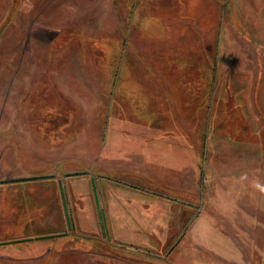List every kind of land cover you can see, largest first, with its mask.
<instances>
[{
  "label": "rangeland",
  "instance_id": "1",
  "mask_svg": "<svg viewBox=\"0 0 264 264\" xmlns=\"http://www.w3.org/2000/svg\"><path fill=\"white\" fill-rule=\"evenodd\" d=\"M238 2L0 0V174L89 170L69 228L56 179L13 188L0 241L31 238L0 264H264V15Z\"/></svg>",
  "mask_w": 264,
  "mask_h": 264
},
{
  "label": "crops",
  "instance_id": "2",
  "mask_svg": "<svg viewBox=\"0 0 264 264\" xmlns=\"http://www.w3.org/2000/svg\"><path fill=\"white\" fill-rule=\"evenodd\" d=\"M238 1H244V0H233V3L235 4L234 6L238 5V4L236 5V2H238ZM198 2H199L197 4L198 6L202 5L203 2H205L203 6L212 5V4L216 6V4L217 5L222 4L221 3L222 0H198ZM249 4L252 7L257 9V11H256L257 16L261 17L262 15H264V0H245V3H243V5H245L246 7H251V6H249ZM249 17H251V16H249ZM252 20H253V18H252ZM253 21L255 23L257 20L255 21V19H254ZM247 32H248V36L252 37V35L249 34V33H251L250 30ZM257 38H258V36H257ZM14 169H16V170L14 171ZM88 171L89 170H87V172ZM8 172H10V173H8L9 176H4L5 174H3V175L0 174V240H4V239L9 238L11 236L10 235L11 232L14 231V229H13L14 225L17 223L23 222V219L17 218V217L21 216V213H18V214H20L18 216L17 212L15 213V211H14L15 199L17 198L16 195H18L19 191H15L13 188H16V187L22 188L24 183H26V181L29 183L32 182V183H36V184L41 183V181H45V179H48L49 181L56 179V181H57V178L55 176L32 177L31 178L28 175L22 174L21 170H19L18 167L11 168V170L10 171L8 170ZM68 172H64L63 177H62L64 186H65L66 195H67V203H68V192H67V188H66L65 177L68 175H73V174H67ZM70 172H73V171H70ZM48 174H55V173L53 172V173H48ZM43 175H45V174H43ZM92 176H94V175H92ZM19 178H23V179H19ZM94 179H95V176H94ZM90 181H91V176H90ZM95 182L97 184V188L100 189V184L104 183V180L100 179V181H99L96 178ZM122 182L124 184H130L129 182H126V181H122ZM118 183H120V182H118ZM100 193L101 192L99 191V196H100ZM20 198H21V195L19 192V198L18 199H20ZM100 203H101V201H100ZM6 204H8V206L5 207L4 205H6ZM101 206H102V203H101ZM125 207H128V206L125 205ZM68 209L70 212V216H72V212H71L69 207H68ZM102 209H103V206H102ZM50 215H53V214L51 213Z\"/></svg>",
  "mask_w": 264,
  "mask_h": 264
},
{
  "label": "water",
  "instance_id": "3",
  "mask_svg": "<svg viewBox=\"0 0 264 264\" xmlns=\"http://www.w3.org/2000/svg\"><path fill=\"white\" fill-rule=\"evenodd\" d=\"M83 172H87V170H79V171H73V172H68L67 174H78V173H83ZM46 176H54V174H45V175H35V176H30L32 177H46ZM19 179H23V178H19ZM57 183H58V187H59V192H60V196H61V202H62V206H63V211H64V215H65V219L67 222V226L68 228L70 227V221H71V216H70V212L69 209L67 207V200H66V191H65V186L63 183V178H57ZM91 183H92V189H93V195H94V200H95V204H96V209H97V213H98V218L101 224V230L103 233L106 232L105 227H106V221H105V215L103 213V209L100 203V198H99V191L97 188V184L95 182L94 176H91ZM66 232H60V233H56V235L59 234H64ZM46 235H40L37 237H43ZM31 237H24V238H17V239H13V240H8V241H0V243H7V242H14V241H19V240H24V239H30Z\"/></svg>",
  "mask_w": 264,
  "mask_h": 264
},
{
  "label": "trees",
  "instance_id": "4",
  "mask_svg": "<svg viewBox=\"0 0 264 264\" xmlns=\"http://www.w3.org/2000/svg\"><path fill=\"white\" fill-rule=\"evenodd\" d=\"M77 238H85L86 240H93V236L90 234H81V233H78L77 234V236H76Z\"/></svg>",
  "mask_w": 264,
  "mask_h": 264
}]
</instances>
